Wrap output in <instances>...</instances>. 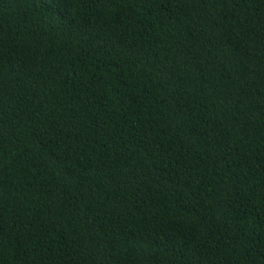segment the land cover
<instances>
[{"label": "trees", "instance_id": "trees-1", "mask_svg": "<svg viewBox=\"0 0 264 264\" xmlns=\"http://www.w3.org/2000/svg\"><path fill=\"white\" fill-rule=\"evenodd\" d=\"M0 264H264V0H0Z\"/></svg>", "mask_w": 264, "mask_h": 264}]
</instances>
